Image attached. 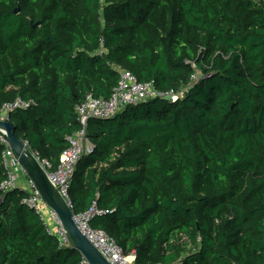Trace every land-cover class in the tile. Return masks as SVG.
Returning a JSON list of instances; mask_svg holds the SVG:
<instances>
[{"label": "trees", "instance_id": "obj_1", "mask_svg": "<svg viewBox=\"0 0 264 264\" xmlns=\"http://www.w3.org/2000/svg\"><path fill=\"white\" fill-rule=\"evenodd\" d=\"M119 69L174 93L91 118L69 189L136 264H264V0H0V111L55 169ZM201 72L198 81L192 77ZM7 177L0 144V183ZM0 190V264H81Z\"/></svg>", "mask_w": 264, "mask_h": 264}, {"label": "built area", "instance_id": "obj_2", "mask_svg": "<svg viewBox=\"0 0 264 264\" xmlns=\"http://www.w3.org/2000/svg\"><path fill=\"white\" fill-rule=\"evenodd\" d=\"M120 79L109 98L95 97L88 94L85 99L76 106V112L82 129L68 137L69 145L61 153L58 166L53 169L52 163L42 158L38 151L31 149L33 155L47 174L50 182L59 191L60 195L73 211V219L79 230L112 264H136V253H125L122 247L104 230L91 226L92 217L103 213L94 204L89 210L81 213L74 212V206L69 196V189L74 175L78 170L79 162L85 154L93 151V145L86 135V128L91 118L111 119L122 112L129 105L155 100L169 99L172 101L180 97V92H165L156 88L153 81L143 82L129 70L119 69ZM198 81V75L192 77ZM35 102L24 101L18 98L15 102L6 103L0 111V120H10L11 112L18 109L30 108ZM0 144L7 177L0 183V190H22L27 193L23 202L32 209L42 222L46 233L54 236L61 248H74L73 242L64 228L57 211L44 198L36 181L30 176L29 171L22 163L20 157L12 149L7 133L0 129ZM28 147L29 144L26 141ZM81 264H90L82 255ZM164 264V263H160Z\"/></svg>", "mask_w": 264, "mask_h": 264}, {"label": "water", "instance_id": "obj_3", "mask_svg": "<svg viewBox=\"0 0 264 264\" xmlns=\"http://www.w3.org/2000/svg\"><path fill=\"white\" fill-rule=\"evenodd\" d=\"M0 129L6 131L12 149L20 157L30 176L36 181L44 198L57 211L64 228L73 242V247L80 251L90 264H112L79 230L73 219V211L50 182L47 174L33 155L31 148L26 145V141L16 136L13 123L10 120H0Z\"/></svg>", "mask_w": 264, "mask_h": 264}, {"label": "rangeland", "instance_id": "obj_4", "mask_svg": "<svg viewBox=\"0 0 264 264\" xmlns=\"http://www.w3.org/2000/svg\"><path fill=\"white\" fill-rule=\"evenodd\" d=\"M197 75H198V77L201 76V72H200L199 70L197 71ZM186 90H187V87H184V88L180 91V96H183ZM176 264H177V263H176Z\"/></svg>", "mask_w": 264, "mask_h": 264}]
</instances>
